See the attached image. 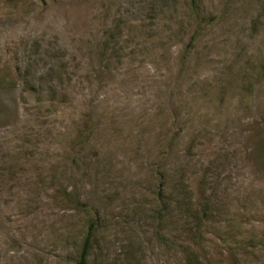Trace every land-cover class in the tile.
<instances>
[{"label":"rangeland","instance_id":"rangeland-1","mask_svg":"<svg viewBox=\"0 0 264 264\" xmlns=\"http://www.w3.org/2000/svg\"><path fill=\"white\" fill-rule=\"evenodd\" d=\"M90 224L89 264H264V0H0V264Z\"/></svg>","mask_w":264,"mask_h":264},{"label":"trees","instance_id":"trees-1","mask_svg":"<svg viewBox=\"0 0 264 264\" xmlns=\"http://www.w3.org/2000/svg\"><path fill=\"white\" fill-rule=\"evenodd\" d=\"M93 228H94L93 224H90L88 227V232H87V235H86L84 242H83V245H82V250L80 252L78 264H89L88 256L90 253V249L92 247V236H93V232H94Z\"/></svg>","mask_w":264,"mask_h":264}]
</instances>
